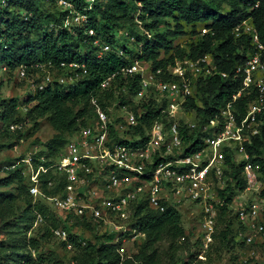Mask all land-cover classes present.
Returning <instances> with one entry per match:
<instances>
[{
	"label": "trees",
	"instance_id": "obj_1",
	"mask_svg": "<svg viewBox=\"0 0 264 264\" xmlns=\"http://www.w3.org/2000/svg\"><path fill=\"white\" fill-rule=\"evenodd\" d=\"M5 1L6 4L2 5V0H0V66L7 65L11 71L25 66L28 76H34V74L37 75L48 70H57V75H63L67 73V70L60 67L61 62L78 61L88 67V74L81 75L78 81L73 84L62 85L55 82L44 89H37L34 94H28L27 102H37V116L49 115V122L56 130V138L50 140L45 149L34 153L33 157L36 164L38 163L37 159L41 156L49 159L46 165H49L50 160L60 159L63 156L56 155L59 145L63 143L66 145L70 138L94 119L95 107L92 104L94 97L98 98L99 102L105 106L110 101L117 99L116 95H118L125 102L131 103L132 108L137 111V106L134 105L133 100L126 101V95L121 92L116 94L114 90H104L101 87V83L108 76L116 73L118 86L126 85L128 94L132 97L136 96L141 89V75L135 74L125 79L120 74L123 67L131 66L136 60H140L150 62L153 70L166 69L177 58H198L212 54L219 70L222 73H227V76L217 74L201 80L196 96L189 98L187 103L189 109L197 110L201 120H208L219 114L221 108L232 100L233 95L242 88L241 77H236V67L244 63L253 46L249 35L236 38L233 34L234 28L244 20L251 18L264 41V0H261L258 8L252 7L257 0H95L92 5L88 0H67L74 4L76 10L85 13L88 18L86 23L71 27L64 26L68 11L62 9L58 0ZM90 6L91 8H89ZM167 19L175 22V28L172 29L170 26L161 30L163 22H166ZM186 24L191 25V33L193 34H198L196 28L198 24L206 25L214 33L200 36L199 39L188 44V47H183L176 44L175 39L185 34L184 27ZM88 28L95 29L96 37L103 44H109L112 48L110 51L104 52L102 57L98 56L101 47L95 45L92 38L86 33ZM145 31H148L151 37H148ZM118 39L122 41L120 47H117ZM132 39L137 41V47L140 45L139 50L125 43V41ZM120 50L123 51V54H120ZM39 76L34 80L35 83L41 81L42 75ZM162 77L171 79L169 75L163 74ZM2 86L3 82H0V88ZM151 93L148 101L144 98L140 100L147 111L140 118V123L129 132L133 135H142L144 140L147 138V129L162 116L161 109L154 106V90ZM254 96L255 93L250 96L242 94L236 102L241 116L246 113L247 103ZM17 105V98L0 95V134L5 132L11 134L10 126L16 124L19 119L13 118L16 114ZM75 107L78 109L75 110ZM165 120L167 121V118ZM203 134L199 129H195L190 133L187 131L185 136L187 139H193L194 136L198 135L200 138ZM204 135L207 136L209 133ZM122 141L130 143L128 140ZM247 150L253 156V162L261 164L264 180V126L262 133L253 137L251 143H247ZM233 154V150L230 149L226 155L228 169L225 175L230 184L225 187H218L223 205L219 206L217 227L226 217L230 222L228 216L233 201V188L237 185L240 189L247 187V181L243 176L244 162H236ZM22 158L24 156L14 161L11 166L3 165L8 174L1 179L5 183H11L12 178H19L22 181V189L29 193L31 184L24 174L25 165H16L17 161ZM50 179L58 182L56 186L48 187ZM234 182L233 187L231 184ZM64 184L65 176L63 174L60 179L55 178L53 171L41 176L40 185L47 194H56ZM228 191H230L229 194H227ZM262 195L264 196V188ZM145 209L153 212L155 210L158 215L140 218L141 220L137 225L138 230L142 231L145 236L148 235L153 242L162 238L164 231L172 236L169 250L164 251L170 261L169 264L211 263V251L214 248L219 249L218 246H215L217 244L216 234L215 242L207 254V260L197 259V251L194 250V246L188 241V238L181 244L180 242L177 243L178 238L185 235L178 204L166 202L165 210L161 211L151 207L148 202L140 203V206L134 211L135 216L143 215ZM29 214L33 216V219L41 216L43 218L42 223H45V231L50 232L52 236L57 237L54 232L57 228L67 229L68 240L58 238L61 239L66 248L71 244L72 248H68L70 251H74L76 246L82 243L83 238H76L75 232H73L74 223H78L76 222L78 217L75 218L74 223H68L59 215V212H56L51 205L41 198L35 199L34 202L29 201L26 210L27 218ZM72 216L69 215L67 220H70ZM232 216L237 221L236 233L233 234L231 217V224H228L224 230L220 229L221 235L219 236H222L220 240H228L229 246L230 244L234 246V243L237 246L238 244H246L240 235V232L244 230L243 223L239 220L236 211L235 215ZM189 233L192 237L195 235V231ZM102 235V237L106 236L107 238V243L103 247L109 244L117 248L118 244H110L111 240L113 241L115 238L113 234ZM45 237V235L42 236V238ZM239 237L242 238L241 242L237 240ZM40 244L41 239H32L31 245L34 255H36ZM90 245L92 244L90 243ZM182 246L188 251L187 259L177 258V252ZM98 254L103 259V254L99 249ZM117 257V260L108 264H119L120 256L117 254ZM33 258L32 256L26 260L27 264H43V262L39 263ZM149 261L152 264H160L158 257H151ZM122 264L131 263L126 260Z\"/></svg>",
	"mask_w": 264,
	"mask_h": 264
},
{
	"label": "built area",
	"instance_id": "obj_2",
	"mask_svg": "<svg viewBox=\"0 0 264 264\" xmlns=\"http://www.w3.org/2000/svg\"><path fill=\"white\" fill-rule=\"evenodd\" d=\"M88 1L92 5L95 0ZM58 3L68 11L65 27L87 22V15L76 10L73 3L67 0H58ZM5 4L6 1L2 0V5ZM259 4L257 0L255 7ZM86 33L95 45L101 47L99 57L111 50L109 44H103L96 37L95 29L88 28ZM208 33H213V30L204 27L199 35ZM145 34L151 37L148 31ZM235 34L236 37L249 35L253 48L244 63L236 67V77H241L242 88L221 108L219 114L201 120L197 110L187 106L189 98L196 96L201 80L217 74L227 76V73L219 70L211 54L198 58H177L166 69L157 70H153L150 62L136 60L120 71L125 79L135 74L141 75V89L136 96L128 94L126 85L118 86L116 73L108 76L101 87L126 95V101L133 100L137 111L118 95L117 99L105 106L94 97V119L69 139L60 159L50 160L46 165L49 159L41 156L36 164L34 153H30L17 161L16 165H25L24 174L30 180L31 194L49 203L66 221L69 215L75 214L93 218L101 226L115 224L119 217L120 220L128 218L134 205L141 201H147L151 207L161 211L165 210V203L170 199L178 207L183 201L194 202L201 205L202 210L192 242L197 259L206 261L215 242L219 206L223 205L218 187H225L228 181L225 175L228 169L226 155L231 149L235 160L244 162L243 176L247 181V190L253 189L256 193L253 200L242 199L235 208L244 226L240 234L247 244L256 243L257 235L264 240L261 164L253 162V156L247 150V143L260 135L264 126V41L251 20L238 26ZM120 54H123L122 50ZM60 67L65 68L67 73L57 75V70H48L39 83L33 82L35 91L55 82L70 85L78 81L81 75L88 74L86 64L78 61L61 62ZM163 74L171 76V79H164ZM11 75L22 79L28 77L25 66L14 71L7 65L0 66V82L7 81V76ZM34 76L40 77L39 74ZM149 90L161 96L160 100L154 98V106L161 109L162 116L147 129L144 140L142 135L129 132L140 123V118L147 111L140 100ZM254 93V98L247 103L246 113L241 116L236 102L242 94L250 96ZM117 110L123 115L117 114ZM16 128V124L11 125V129ZM195 129L209 135L187 139L185 133ZM50 171L57 179L62 174L65 176V184L56 194H47L40 185L41 176ZM57 183L50 179L48 187L52 188ZM98 186L105 189L106 197L99 196ZM39 218L43 220L41 216ZM67 222L72 224L71 220ZM115 226L125 229L123 224L117 223ZM54 232L57 237L68 240L67 229L61 227ZM139 233L145 235L142 231ZM126 235L122 236L123 240H126Z\"/></svg>",
	"mask_w": 264,
	"mask_h": 264
},
{
	"label": "rangeland",
	"instance_id": "obj_3",
	"mask_svg": "<svg viewBox=\"0 0 264 264\" xmlns=\"http://www.w3.org/2000/svg\"><path fill=\"white\" fill-rule=\"evenodd\" d=\"M170 26L174 29L175 22L167 19L166 22H163L160 29L164 30ZM204 27L207 26L198 24L196 27L197 32L203 31ZM191 28V25L186 24L184 27L185 34L177 37L175 43L188 47V44L199 39L200 36L198 34L191 33ZM134 42L133 39L125 41V43H128V46L139 50L141 48L140 45L137 47V41ZM117 44V47H120L122 41L118 39ZM40 73L39 75H42V78L48 74L47 71ZM7 78V81H3V86L0 88V95L8 98H17L18 105L13 118L19 119L16 122V130H10L11 134H7L6 132L0 134V264H27L26 260H29L32 256L34 257L33 260L39 263L43 262V264H108L111 261L117 260V254L120 256L119 264H122L126 260H129L131 264H152L149 261L151 257L160 258V264H169L170 261L164 254V251L169 250L172 236L164 231L163 237L153 242L148 235L145 236L139 233V228H137L139 220L158 215L155 210L153 212L145 209L144 214L142 213L143 215L135 216L134 211L140 206V203L134 205L128 218L120 220L121 217H119L115 220V224L108 223L106 226L103 224L101 226L93 218L89 219L86 216L81 217L74 214L70 218L71 223H74L77 217L76 222L78 223H74L73 232H75L76 238H83L82 243L76 246L74 251L68 249H71L72 246L68 245V248H66L61 239L52 236L50 232H46L45 223H42L40 218L33 219L31 214H29L28 218L26 217L29 201L32 200L34 202L38 198L31 195L30 191L29 194L25 189H22V181L19 178H12L11 183L2 181L1 178L8 174L6 172L7 169H4L3 165L11 166L18 158L26 157L30 153H36L38 150L45 149V146H48V142L56 138V130L49 122V115L43 117L37 116V102L26 101L28 94L35 93L33 82L36 76H28L26 79H22L16 75H11L7 76ZM151 95V90H149L144 95V99L148 101L147 99ZM155 97L157 100H160L161 96H159L158 92L154 91ZM76 108L78 109V107H75V110ZM117 114L123 115L119 110H117ZM65 147V143L59 145L56 155H64ZM228 184L230 183L227 182L226 186ZM231 185L234 187L235 182ZM98 191L100 197L108 195L102 186H98ZM233 191V201L228 219L231 222L230 218L232 217L234 223L236 220L232 215H235V208L239 201L242 199L244 201L253 200L256 193L253 189H240L238 185L233 188ZM229 193L230 191L227 192V194ZM144 202L147 201H141V204ZM170 203H172L171 199ZM178 209L181 214V224L185 229V235H187L178 238L177 243L180 242L181 244V242H184L188 238V241L193 244L192 239L194 237L189 232L195 231L196 225L199 223V214L202 206L196 205L191 201H183L179 204ZM81 220L84 221L82 222ZM230 222L226 217L217 227V244L215 246H218L219 249L214 248L211 251L210 264H264V240L260 239V235L256 236V243L247 244L245 242L246 244H238V246L235 243L233 244L234 246H231V244L229 246L228 240H220L222 239V236H219L221 235L220 229L224 230L228 224H231ZM117 223L123 224L125 229L117 228L115 226ZM233 223L234 234L237 230V221L235 224ZM123 230H126V232L123 233ZM102 234H113L115 238L113 241L111 240L110 244H118L117 248L109 244L103 247L107 243V238L106 236L102 237ZM125 234H127L126 240H123L122 236ZM43 235L46 237L42 238ZM116 236L120 239H116ZM241 237L243 238L242 235ZM241 237L237 238L240 242L242 240ZM33 238L41 239V244L37 248L36 255L32 253L33 246L31 245V241ZM90 243L92 245L89 246ZM98 249L102 252L103 259L98 254ZM187 253V249L182 246L177 252V258L187 259Z\"/></svg>",
	"mask_w": 264,
	"mask_h": 264
},
{
	"label": "clouds",
	"instance_id": "obj_4",
	"mask_svg": "<svg viewBox=\"0 0 264 264\" xmlns=\"http://www.w3.org/2000/svg\"><path fill=\"white\" fill-rule=\"evenodd\" d=\"M259 1H260V4H261V0H259ZM256 2H257V1H256ZM260 4H259V6H260ZM259 6H258V7H259ZM252 7H253V8H258V7H255V4L252 5ZM246 20H251V18H248V19H246ZM246 20H244V21H246ZM244 21H243V22H244ZM243 22H242V23H243ZM251 22H252V21H251ZM242 23H240L238 26H240ZM238 26H236V27L234 28V30H233V34L235 35V37H236L235 30H236V28H237ZM254 26H255V25H254ZM255 27H256V26H255ZM208 28H209V27H208ZM210 29H211V28H210ZM256 29H257V28H256ZM257 31H258V30H257ZM199 32H200V31H199ZM199 32H198V35H199ZM213 33H214V31H213ZM199 36H202V35H199ZM203 36H204V35H203ZM242 36H243V35H242ZM242 36H241V37H242ZM241 37H236V38H241ZM211 55H212V54H211ZM212 56H213V55H212Z\"/></svg>",
	"mask_w": 264,
	"mask_h": 264
}]
</instances>
